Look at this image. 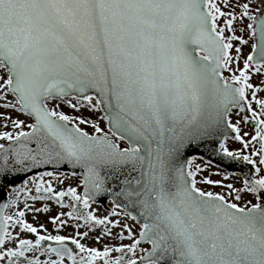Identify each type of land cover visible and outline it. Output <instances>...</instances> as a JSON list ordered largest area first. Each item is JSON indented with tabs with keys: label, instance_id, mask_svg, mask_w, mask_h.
Here are the masks:
<instances>
[{
	"label": "snow or ice",
	"instance_id": "6c2138e0",
	"mask_svg": "<svg viewBox=\"0 0 264 264\" xmlns=\"http://www.w3.org/2000/svg\"><path fill=\"white\" fill-rule=\"evenodd\" d=\"M252 75L264 77V0H0V264H264V79ZM198 148L204 167L187 155ZM232 164L241 187L223 183ZM65 166L82 170V191L63 187ZM209 167L199 183L227 197L197 186ZM242 194L256 202H232ZM51 205L68 209L46 217L55 232L75 234L24 219ZM97 229L96 243H120L81 242Z\"/></svg>",
	"mask_w": 264,
	"mask_h": 264
},
{
	"label": "rangeland",
	"instance_id": "374dc122",
	"mask_svg": "<svg viewBox=\"0 0 264 264\" xmlns=\"http://www.w3.org/2000/svg\"><path fill=\"white\" fill-rule=\"evenodd\" d=\"M218 3H219V0H218ZM244 23L246 24L247 21H245ZM234 27L236 28L235 34L242 35L245 39H248L249 40V45H250L251 44V39L248 37L247 31L245 30L243 33L240 32V25H239L238 22L234 24ZM225 34L227 35V33H225ZM232 43H233V49L230 50V54H232L233 57H234V48L237 46L238 42L237 41H233ZM241 47L243 49V53L242 54H246L248 51H250V47L249 46H241ZM240 63L242 65V61ZM223 75L227 76V75H229V73L225 72V73H223ZM250 79H251V82L254 85H257V84H260L261 80L264 79V77H261L259 75H252L250 77ZM258 97L259 98H264V92H259L258 93ZM249 98H251L250 95H249ZM252 107L255 110H258V109H256V105L255 104H253ZM60 110L65 112L66 114H75L70 109L65 107L63 104L60 105ZM238 112H239L238 109H233L232 112L230 113V118H231V121L233 123H235V121L238 118L237 117V113ZM13 115H15V113H13ZM243 115L244 114L242 112H239V117L241 118V123L239 125V127L241 129V135H242V138L249 139L251 137V135L253 134L254 125H253V123L251 122L250 119H249V122L247 124L243 123V120H242ZM100 126L105 131L107 130V128H106V126H105L103 121L100 122ZM83 127H84L85 131H88V132L91 133L92 130L89 127H87V126H83ZM0 130H2V129H0ZM245 132H247L249 134L247 137H243V133H245ZM0 142H3V141H0ZM225 143H226V146L230 150L241 148V145L239 144V142L234 140L233 137L226 138L225 139ZM119 144H120L121 147H125L126 146L123 143V141H120ZM256 147H258V146L256 145ZM194 164H199L201 167H204V160L201 159V158L196 157V159L194 160ZM220 170L223 171L224 169H222L220 167ZM212 171H217V169L215 167H209L204 172L197 173V176L195 177L196 180H197V186L200 187L202 190H210V191L216 192V193L223 192L224 195L227 197L228 196V192H227L226 188H221L219 186L203 185V184L199 183L200 178L203 175H207L208 172H212ZM62 173H65L64 181H63V187L66 188L68 186H74V187L77 188L78 192L83 190L82 186L79 185V180H80L81 176H78V175H75V174H71V173H68V172H62ZM210 178L214 179V180H222V175L221 176H215L214 175V176H211ZM223 183L224 184L231 183V184H233L234 187H241L242 186L241 185V175L237 174V173L229 174L228 178L226 180H223ZM57 187L59 188L60 186L58 185ZM242 196H243V198L240 201L233 200L232 202L238 203L239 206H241V207H245L246 206L245 201H252L253 203L256 202L254 200V196H252V195L242 194ZM64 199L67 200L68 198L65 197ZM23 203H24V201H23V199H21V202L17 205L16 208L6 209L5 210L6 213L8 215H13L14 212L17 209L23 207ZM28 203H32V202L28 201ZM36 206H39V203H37ZM91 207L97 209V211L95 213L97 216L106 215V212L104 211V208L102 206L94 203V204L91 205ZM67 210L68 209H60L56 205H51V210L48 213H36V212L26 211L24 219L26 220V222L32 223L34 226H36L37 224L43 223L45 228L51 234H61V235H68L70 233L71 234H75V232L77 230L73 229V228H70V227H62L60 229L59 233H56L55 230L53 229V226H52L51 222L46 219L47 216L53 215V214H55L58 211H67ZM33 217H35V219H33ZM61 218L63 219L64 217H61ZM69 223H71V221H69ZM128 223L133 227L134 230H136L137 226L132 221H128ZM85 230L86 229H84L83 227H81L79 229V231H85ZM113 231L114 232L118 231V229H113ZM98 234H99V229H97L95 232L90 233L89 237L83 239L81 242L86 244V246H88V247H96L97 249H102L104 244L115 245L117 243H120V241L112 240V239H109V238H104V239L101 240L100 243H96L94 241V239H92V237H95ZM21 235L24 236V235H27V234L22 232ZM122 242L123 243H128L129 241L127 239H125ZM139 247L144 248V249H148V248H150V245L147 244V243H141ZM112 255H115V253H113ZM137 255L139 256V255H141V253L137 252Z\"/></svg>",
	"mask_w": 264,
	"mask_h": 264
},
{
	"label": "water",
	"instance_id": "95a60500",
	"mask_svg": "<svg viewBox=\"0 0 264 264\" xmlns=\"http://www.w3.org/2000/svg\"><path fill=\"white\" fill-rule=\"evenodd\" d=\"M243 113V112H242ZM244 114V113H243ZM235 134H232L230 130H227V137H233ZM226 137V138H227ZM223 138V137H222ZM125 142V141H123ZM126 143V142H125ZM187 155H193L195 157H207L209 155V152L203 148H198L196 149V151L194 152H189L187 153ZM211 159L213 160V163L214 164H218L219 163V160L216 158V157H211ZM222 169H224V165L221 164L220 166ZM61 172H68V173H71V174H75V175H78V176H81V169L80 168H76L75 170H72V169H69L67 166L65 167H62L60 169ZM227 171L230 173V174H234V173H237V174H241V169L239 167H237L235 164H232V165H228L227 167ZM244 171H247V169H244ZM4 198H7L6 197V194H5V197ZM261 200H264V194H262V197H261ZM151 247V246H150Z\"/></svg>",
	"mask_w": 264,
	"mask_h": 264
},
{
	"label": "flooded vegetation",
	"instance_id": "af4514ba",
	"mask_svg": "<svg viewBox=\"0 0 264 264\" xmlns=\"http://www.w3.org/2000/svg\"><path fill=\"white\" fill-rule=\"evenodd\" d=\"M251 120V118H249ZM258 146V145H257ZM254 200H255V197H254ZM261 203H264V200H261Z\"/></svg>",
	"mask_w": 264,
	"mask_h": 264
},
{
	"label": "bare ground",
	"instance_id": "6f19581e",
	"mask_svg": "<svg viewBox=\"0 0 264 264\" xmlns=\"http://www.w3.org/2000/svg\"><path fill=\"white\" fill-rule=\"evenodd\" d=\"M198 158H201V157H198ZM202 159V158H201Z\"/></svg>",
	"mask_w": 264,
	"mask_h": 264
}]
</instances>
